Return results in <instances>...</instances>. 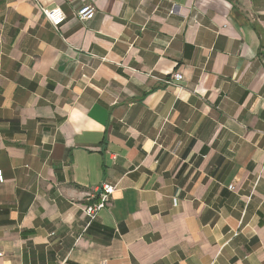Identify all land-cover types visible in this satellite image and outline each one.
<instances>
[{
	"label": "crops",
	"instance_id": "crops-1",
	"mask_svg": "<svg viewBox=\"0 0 264 264\" xmlns=\"http://www.w3.org/2000/svg\"><path fill=\"white\" fill-rule=\"evenodd\" d=\"M39 1L0 0V264H264V0Z\"/></svg>",
	"mask_w": 264,
	"mask_h": 264
},
{
	"label": "built area",
	"instance_id": "built-area-1",
	"mask_svg": "<svg viewBox=\"0 0 264 264\" xmlns=\"http://www.w3.org/2000/svg\"><path fill=\"white\" fill-rule=\"evenodd\" d=\"M41 8L45 18L56 28L60 27L66 20V14L64 10L60 7L56 8H46L41 5L39 0H34ZM96 12V8L93 5L87 4L81 8L76 10V15L81 20H86L91 18ZM183 78V74L180 72H175L172 75V79L180 80ZM173 82V80H168V83ZM5 182V174L2 168H0V185ZM233 187L232 185L230 186ZM116 186L103 183L100 186V192L98 195V199L93 201L91 204L87 205L85 208V213L89 217L90 220L96 218L99 212L106 208L108 204L113 199V195L115 193ZM3 255V252L0 251V257Z\"/></svg>",
	"mask_w": 264,
	"mask_h": 264
},
{
	"label": "water",
	"instance_id": "water-1",
	"mask_svg": "<svg viewBox=\"0 0 264 264\" xmlns=\"http://www.w3.org/2000/svg\"><path fill=\"white\" fill-rule=\"evenodd\" d=\"M100 191V190H99Z\"/></svg>",
	"mask_w": 264,
	"mask_h": 264
}]
</instances>
